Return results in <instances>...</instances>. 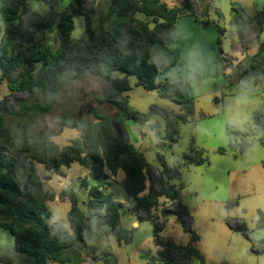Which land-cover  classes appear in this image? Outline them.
<instances>
[{"label": "trees", "instance_id": "1", "mask_svg": "<svg viewBox=\"0 0 264 264\" xmlns=\"http://www.w3.org/2000/svg\"><path fill=\"white\" fill-rule=\"evenodd\" d=\"M32 0H0L1 16L6 22L14 21L21 9ZM47 5H53L57 0H39ZM127 13L139 12L149 18L154 24L150 30L149 24L144 21L130 20L128 23L123 19L122 11ZM181 8H169L161 0H112L109 12L99 21L96 28L93 24V12H86L83 8V0H73V6L66 9L60 16L57 25V36L60 48L56 51L49 47L33 44L28 50V56L23 59L20 66L22 72L19 74L18 82L6 76L8 88L18 93L43 94L48 100V92L56 96L68 86L71 79H81L87 74H92L101 80L111 83L112 89L108 90L103 100L116 107V116L105 114L100 109L95 112V119L87 121L88 128H96L102 125L99 132L86 131L82 138L73 141L72 145L62 150L52 149L41 151L31 144L24 145L23 153L27 158H7L3 155L4 149H16L12 144L13 129L4 123V117L0 114V138L5 145L0 147V228L9 231L15 238L16 250L26 257L35 259V264H69L71 262L70 250L75 243H83L81 232L87 229V219L79 211L74 195L70 197L71 209L68 212V220L75 231V238L69 243H62L59 236L54 233L53 227L48 224L51 211L48 203L56 200V195L45 191L43 182L38 175L34 162L44 165L48 172L59 173L62 167L70 168L72 164L79 163L93 174L94 179H99L108 169L114 176L124 172L125 179L123 188L128 195L136 201L135 212H145L150 216V211L158 204L160 197H172L170 182L181 179L180 170L184 167L198 162L197 155L202 157V162L207 163L208 158H203L201 151L195 148L194 152L187 154L188 160L179 168L169 169L161 160V169L151 166L137 148L130 142L123 141L120 136H113L111 125L118 120H131L135 124L143 125L148 116L140 112L130 113L128 99L123 97L124 92L130 91L131 86L128 79L123 81L113 80V73H121L125 78L134 76L137 85L147 91H156L159 97L172 101L179 99V106L183 117L177 116L173 111L159 108H151L149 114L159 113L167 125L168 140L174 144L178 142V123L192 121L195 114L196 97L175 95L170 91L165 82L157 83L155 77L157 71L154 66L147 63L148 49L156 45H162L166 35L187 12H179ZM189 14H193L192 11ZM78 15L85 17L84 36L77 41L72 38L75 27L74 18ZM255 20L260 24L259 16ZM134 24V28L128 30L129 44H125L122 33L125 25ZM218 32L220 51L222 52V37L224 29L213 23ZM35 27V34L54 28V22L44 17L42 22ZM263 49L259 53L262 54ZM67 55L68 58L67 59ZM248 59V58H247ZM69 60V61H68ZM254 63V70H264L263 59L256 57L249 59ZM72 63V67L69 63ZM37 65L40 68L37 69ZM65 72H70L71 79L63 83L59 77ZM135 116V120H133ZM99 125L95 126V122ZM81 122L63 121V127L76 129ZM19 129L28 131L24 125ZM87 128V129H88ZM48 133L39 134L41 137ZM220 152H225L224 148ZM239 154V153H238ZM40 155V157H38ZM195 159V160H194ZM201 162V161H200ZM157 173V176L155 174ZM23 177L21 182L20 177ZM150 180L149 193L141 196L147 189L146 182ZM157 186L160 187L157 190ZM94 209L105 211V215L98 217L105 225L110 227L119 241L130 243L133 233L128 237L120 238V229L117 225L120 220L121 210L124 205L113 200L110 195L102 193L96 187L92 190ZM178 194V193H177ZM60 199H66V192L60 194ZM175 207L170 210V215L177 216L182 220L184 228L190 233L191 241L188 245H177L163 234L164 223L152 222L154 225L153 240L162 248L159 258L152 260L149 264L162 262L165 264H190L192 259H197L201 264H207L205 257L196 249L195 244L200 240L194 225L193 217L185 206L177 201H171ZM227 207L231 206L228 202ZM150 220V219H147ZM222 264H226L223 262Z\"/></svg>", "mask_w": 264, "mask_h": 264}, {"label": "rangeland", "instance_id": "2", "mask_svg": "<svg viewBox=\"0 0 264 264\" xmlns=\"http://www.w3.org/2000/svg\"><path fill=\"white\" fill-rule=\"evenodd\" d=\"M111 1L112 0H83L84 10L94 13L92 18L96 28L99 25V21L108 14ZM138 1L141 2V0ZM161 1L171 9H183V11L178 10L179 12L185 13L192 11L193 14L196 13V16L199 18L204 16L203 13L208 16L210 12L208 20L212 24L213 21L217 19L213 0ZM255 3L258 6V12H261L264 8V0H255ZM70 6H73V0H57L53 5H47L39 0H32L21 9V12L14 21L6 22L1 16L0 5V20L3 21L2 26H0V114L4 117V123L10 129H15L19 127L20 124L24 125L28 130H35L38 135L51 132L64 139L66 144L65 147L72 145L73 141L76 139L73 138L74 128L63 127L62 123L64 120L75 122L94 120L97 109H100L110 116H116V107L103 100L104 94L112 89L111 83L105 82L92 74H87L81 79H71L68 86L59 92L56 99L48 102L43 94L38 91L34 93H18L11 91L8 88V79L6 76L10 74V78L14 82H18L19 74L22 72L20 66L22 65L23 59L28 56V50L33 44L37 43L42 47H49L53 51L60 48L57 36V25L61 14ZM200 7L202 8L200 9ZM247 8L248 7L239 4H234L230 14L233 23L240 20L250 25V30L246 29L239 34L228 27L229 14L222 13V25L226 31L225 36L222 38L221 49L223 53H221L220 47L216 43L218 41L217 30L212 24L196 30L187 26L190 33L189 39L181 42L180 45V47L183 48L186 44H191L195 40L202 39L213 49L219 64V71L216 75L217 87L215 92L223 97H227L233 92L242 74L254 71V68H252L254 62L247 59L242 52L243 48H246L247 51H251L256 45V38L252 35V32L253 30L255 31L257 23L256 21L252 22L254 17H251L245 11ZM124 10L125 9H123L121 14L127 23L130 20H139L147 22L150 30L154 28V24L151 20L143 14L139 12L127 13ZM44 17L53 20L54 28L35 34V27H33V25H38L42 22ZM74 23L75 27L72 38L77 43V41L84 36L86 24L85 17L81 15L76 16L74 18ZM133 28L134 24H127L124 26L125 30L122 33V38L125 44L130 43L129 37L126 35L128 30H132ZM260 42L261 49L264 51V34ZM68 58L70 57L67 55V59ZM68 63L69 66L72 67V63ZM39 68L40 65H37V69ZM257 70L259 69L257 68ZM224 73H226V76L219 75ZM115 74V76L112 74L113 80L123 81V79H128L129 81L131 90L124 92L122 96L128 99V109H130L131 114L134 112H144L147 105L150 106L147 109L148 111L151 108H159L166 111L174 110L177 116L183 117L181 109L178 110V107L173 104L172 101L159 97L156 91H147L138 86L136 77L131 76L125 78L121 73L116 72ZM197 98L199 107L207 115L212 105L204 98ZM158 115L161 116L159 113ZM201 116L202 114H196L194 120L200 119ZM190 123H178V141L186 139L187 125ZM94 125L97 126L99 123L95 122ZM135 125L136 124L131 120H118L111 125L112 134L115 137L120 136L123 141L133 144L151 166L161 169V160L166 163L167 156L173 147V143L168 140L167 127L162 142L158 145H154L148 142L143 132L137 135L134 131ZM101 126L102 125L96 128H88L87 131L97 133ZM4 145L3 139L0 138V147ZM194 146L204 149L203 151L206 153L208 163L206 165H200L199 167L188 166L181 169V181H173L170 182L169 185L174 186L178 194L181 191V202L191 212L194 228L200 237V233L205 226L199 224L195 217L205 215L207 209L203 206L198 209L194 205L193 202L197 193L188 190V188L191 184L201 182L207 192L217 194L222 191L225 185L234 186L229 174L233 165L230 157L224 158L217 154V144L214 140L203 141ZM9 149L10 148L7 147L4 149L3 155L5 157L12 159L21 157L27 158V155L23 153L22 149H12V151ZM187 153H189V151L186 149V154ZM38 157H40V155H38ZM34 166L43 182L45 191L52 192L56 195V200L47 204L51 212L53 209L59 208L68 213L71 209L70 197L74 195L77 200L76 205L85 217H87L89 210H96L97 213H99L100 210L93 208L96 202H93L95 198L93 197L92 190L95 187L124 205L117 225V228L120 229L119 239L128 237L130 232L133 233L132 241L130 243L119 241L113 230L106 225L105 235L111 237L110 246L107 248L101 246L99 237L95 245H88L84 242L75 243L74 247L69 252L72 258L69 264H149L152 260L158 259L162 251V248L157 246L153 240L155 228L152 222L154 221L156 223H164L163 234L174 243L186 245L191 240V235L184 228L182 220L175 215L163 217L162 214L164 211L169 212L175 208L169 198L160 197L158 204L150 211V216H147V214L142 211L138 213L135 212L136 202L126 193L122 186V181L124 179V172L122 171L110 181L106 179V170L104 171V175L99 179H94L90 170L79 163L72 164L70 168L62 167L58 174L53 171H46L44 165L36 161L34 162ZM155 174L157 176L156 172ZM107 175L110 176V174ZM179 184H182L183 188L178 189V187H180ZM146 187L147 189L145 192L149 193V179L146 182ZM156 188L157 190L160 189L159 186ZM64 192H66V199L63 201L59 196ZM145 192L142 195L146 196ZM66 219L67 222L70 223L68 215ZM133 221L138 222L136 227L132 226ZM195 247L201 253L200 241ZM142 252L149 255L148 260L139 259V255ZM203 256L206 258L207 264H218L217 260L211 259L209 256ZM223 262L227 264L225 260H220L219 264ZM0 264H35L34 258L26 257L22 253L17 252L15 238L9 231L2 228H0ZM48 264L57 263L49 262ZM157 264L165 263L158 262ZM190 264L201 263L197 259H192Z\"/></svg>", "mask_w": 264, "mask_h": 264}, {"label": "clouds", "instance_id": "3", "mask_svg": "<svg viewBox=\"0 0 264 264\" xmlns=\"http://www.w3.org/2000/svg\"><path fill=\"white\" fill-rule=\"evenodd\" d=\"M254 3L255 0H213L217 15L228 13V27L238 34L250 30V25L240 20L232 22L233 5L251 7ZM2 24L0 20V26ZM189 36L187 25L177 22L162 45L148 49L147 63L155 67L157 83L165 82L174 95L204 98L212 105L207 116L202 114L200 119L187 125L186 139L174 142L166 166L179 168L188 160L186 149L194 152V145L214 140L217 154L230 157L239 180L233 182L234 186L225 185L217 194L207 192L201 182L189 186L188 190L197 193L194 205L198 209L201 206L207 209L205 215L195 217L205 226L200 233V251L217 260L218 264L220 260L227 264H264V70L242 74L233 92L227 97L220 96L215 92L219 71L215 52L202 39L181 48V42ZM216 43L219 45L220 42ZM71 75L70 72L61 74L60 82L70 80ZM47 95L49 102L56 99L51 91ZM172 103L179 107L182 102L174 98ZM149 107L146 105L145 111L140 113L148 119L143 125L136 124L134 131L137 135L143 132L149 143L158 145L165 136L167 125L158 114H149ZM87 128V123L81 122L74 129L73 138H82ZM26 143L41 151L62 150L66 146L62 137L51 132L41 137L32 129H13V146L23 149ZM221 147L225 152H220ZM20 179L23 182L22 176ZM228 202H231L230 207L225 206ZM67 215L62 209H53L48 221L62 243L75 238ZM103 215V209L99 213L88 211L87 229L81 232L85 244L95 245L99 237L101 246H110L111 237L105 235L106 225L98 218ZM132 226L136 227L137 222L133 221Z\"/></svg>", "mask_w": 264, "mask_h": 264}, {"label": "crops", "instance_id": "4", "mask_svg": "<svg viewBox=\"0 0 264 264\" xmlns=\"http://www.w3.org/2000/svg\"><path fill=\"white\" fill-rule=\"evenodd\" d=\"M209 1V0H208ZM202 7H200V9H201ZM211 9V8H210ZM187 11H189V10H187ZM245 11L251 16V17H254L253 18V20H252V22L253 21H256L255 20V17L256 16H259V18H260V24L256 21V23H257V26L255 27V31L253 30V32H252V35L256 38V45H255V47L254 48H252V50L251 51H247V49L246 48H243V55L246 57V58H248V59H251V58H253V57H256L257 59H259V60H261V59H263V61H264V51H262V54H261V56L259 57V53L261 52V42L260 41H262V35L264 34V8H263V10L261 11V12H258L259 10H258V6H257V4L256 3H254L251 7H248L247 9H245ZM207 12V11H206ZM190 12H187V14L184 16V17H182V18H180L177 22H187V23H184V24H186L188 27H190V28H192V29H194V30H196V29H199V28H204V27H206V26H208V25H210V24H212L208 19V17L210 16V12H209V14H208V16H206L204 13H203V17L202 18H199L198 16H196V13L195 14H189ZM193 13V12H192ZM216 14H217V12H216ZM200 15H201V12H200ZM201 17V16H200ZM183 20H185V21H183ZM222 21H223V16H222V14H219V15H217V19L216 20H214L213 21V23H218L223 29H224V27H223V25H222ZM189 22V23H188ZM213 25V24H212ZM214 26V25H213ZM215 29V28H214ZM224 31H225V29H224ZM217 32V31H216ZM226 32V31H225ZM225 32H224V36H225ZM217 35H218V32H217ZM223 36V37H224ZM218 37H219V35H218ZM222 37V38H223ZM212 38V37H211ZM218 39V38H217ZM222 40V39H221ZM264 43V42H263ZM262 43V44H263ZM222 46V45H221ZM223 52V51H222ZM240 57H242V56H240ZM255 63V62H254ZM226 67H227V65H226ZM219 75H224V76H226V73H224V74H219ZM221 77H223V76H221ZM180 109V107H178V110ZM168 111H173V112H176V111H174V110H168ZM196 114H203L204 116H207L206 114H205V112H203V110L199 107V105H198V98L196 97V108H195V114H194V116L192 117V121L191 122H193V121H195L194 120V117L196 116ZM187 123H190V122H187ZM194 148H196L197 150H199V151H201L202 153H200L199 155H202L203 156V158H205V157H207L206 156V153H204V149H202V148H200V147H195V146H193ZM221 149V148H220ZM189 153H190V151H189ZM189 153H187V154H189ZM186 154V155H187ZM235 155H237V156H239V154L238 153H234ZM197 159H199V160H197L198 162H194V163H192V164H189L188 166H197V165H206L207 163H204V162H202V157L200 158V156H198L197 155ZM201 161V162H200ZM188 166H186V167H188ZM186 167H184V168H186ZM106 179H109L110 181H111V179H114V175L108 170V169H106ZM107 174H110V176L109 175H107ZM119 174V173H118ZM230 177H231V179H232V182H237L238 180H239V177H238V175L235 173V170H234V168H233V166H232V168H231V170H230ZM111 176H112V178H111ZM105 177V176H104ZM235 180H234V179ZM124 179H125V174H124ZM124 179H123V181H124ZM123 181H122V183H123ZM181 181V179L179 180V181H177V182H180ZM122 186H123V184H122ZM179 186L180 187H178V189L179 188H183L182 186V184H179ZM172 187V186H171ZM174 187V186H173ZM101 189V188H100ZM101 192H103V191H101ZM104 193V192H103ZM105 194V193H104ZM145 194L146 195H148V192H145ZM130 196V195H129ZM141 196H144V195H141ZM178 196H180V203L183 205V206H185L182 202H181V191H180V193L178 194ZM131 197V196H130ZM131 198H133V197H131ZM162 198H164V197H162ZM161 198V199H162ZM134 199V198H133ZM114 200V199H113ZM136 202V201H135ZM226 205H227V203H226ZM225 205V206H226ZM186 207V206H185ZM227 207V206H226ZM187 208V207H186ZM187 210L189 211V209L187 208ZM189 213L191 214V212L189 211ZM137 222V221H136ZM138 223V222H137ZM198 234V233H197ZM191 241V240H190ZM200 241V240H199ZM198 241V242H199ZM197 242V243H198ZM190 242H188V244H189ZM197 243L195 244V246H197ZM176 244V243H175ZM188 244H186V245H188ZM177 245H179V244H177ZM183 246H185V245H183ZM206 259V258H205ZM206 262H207V260H206ZM191 263V262H190Z\"/></svg>", "mask_w": 264, "mask_h": 264}, {"label": "water", "instance_id": "5", "mask_svg": "<svg viewBox=\"0 0 264 264\" xmlns=\"http://www.w3.org/2000/svg\"><path fill=\"white\" fill-rule=\"evenodd\" d=\"M170 189H171V192L173 194L172 197L170 198V201H177L178 200V194H177V191H176L175 187L172 186ZM162 215H163V217H167V216L170 215V213L167 212V211H164ZM139 259L140 260H148L149 259V255L147 253H145V252H142L139 255Z\"/></svg>", "mask_w": 264, "mask_h": 264}]
</instances>
